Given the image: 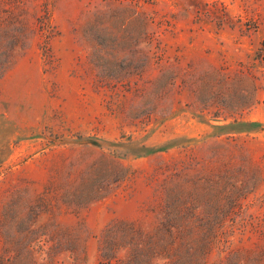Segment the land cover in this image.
Returning <instances> with one entry per match:
<instances>
[{"label": "rangeland", "instance_id": "obj_1", "mask_svg": "<svg viewBox=\"0 0 264 264\" xmlns=\"http://www.w3.org/2000/svg\"><path fill=\"white\" fill-rule=\"evenodd\" d=\"M0 264H264V0H0Z\"/></svg>", "mask_w": 264, "mask_h": 264}, {"label": "trees", "instance_id": "obj_2", "mask_svg": "<svg viewBox=\"0 0 264 264\" xmlns=\"http://www.w3.org/2000/svg\"><path fill=\"white\" fill-rule=\"evenodd\" d=\"M7 64H8V62H7V63H4V64L0 67V70H4ZM138 259H139V257L136 259L137 261H136L135 264H141V263H139V260H138ZM129 264H133V263L129 262Z\"/></svg>", "mask_w": 264, "mask_h": 264}]
</instances>
